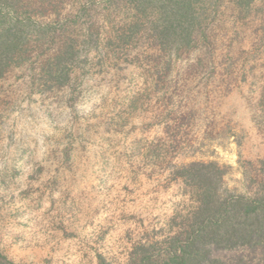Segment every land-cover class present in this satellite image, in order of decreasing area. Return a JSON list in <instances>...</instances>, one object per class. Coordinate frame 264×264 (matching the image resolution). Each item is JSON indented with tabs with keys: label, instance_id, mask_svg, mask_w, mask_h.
I'll use <instances>...</instances> for the list:
<instances>
[{
	"label": "rangeland",
	"instance_id": "obj_1",
	"mask_svg": "<svg viewBox=\"0 0 264 264\" xmlns=\"http://www.w3.org/2000/svg\"><path fill=\"white\" fill-rule=\"evenodd\" d=\"M34 1L58 24L0 80V254L126 263L193 212L177 173L190 163L223 167L228 193L260 189L264 0H206L189 43L159 37L155 10L120 39L137 18L127 0Z\"/></svg>",
	"mask_w": 264,
	"mask_h": 264
},
{
	"label": "trees",
	"instance_id": "obj_2",
	"mask_svg": "<svg viewBox=\"0 0 264 264\" xmlns=\"http://www.w3.org/2000/svg\"><path fill=\"white\" fill-rule=\"evenodd\" d=\"M127 1L137 18L127 24L120 39L132 37L140 26L138 18L155 10L160 17V24L155 27L159 37L180 34L189 43L191 30L200 24L199 8H204L206 0ZM36 3L0 0V80L11 64H17L24 55L32 36L37 35L39 40L50 38L57 29L58 21L44 12L36 14ZM84 9L85 6L79 13ZM70 49L71 45H67L64 54L68 55ZM65 55L56 58L58 63L51 72L56 81L68 75L67 63L73 57L67 59ZM261 164L264 173V162ZM177 173L190 183L195 194L194 210L184 225L163 240L139 243L126 263H112L100 257L99 264H264V179L260 189L247 196L222 189L226 171L216 163H190ZM0 264L14 263L0 254Z\"/></svg>",
	"mask_w": 264,
	"mask_h": 264
}]
</instances>
